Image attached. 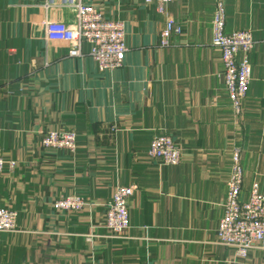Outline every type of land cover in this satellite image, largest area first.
<instances>
[{
  "label": "crops",
  "instance_id": "0c3cea01",
  "mask_svg": "<svg viewBox=\"0 0 264 264\" xmlns=\"http://www.w3.org/2000/svg\"><path fill=\"white\" fill-rule=\"evenodd\" d=\"M125 24L123 66L100 71L83 44L69 56L60 31L74 8L50 0H0V156L17 163L0 175V208L18 214L17 231L0 233V264H264L219 244L217 231L241 151V201L254 182L264 194V0H227L226 31L250 30L249 93L236 113L212 45L214 0H82ZM182 28L161 47L167 20ZM49 131L77 134V151L48 150ZM167 134L182 153L176 167L148 156ZM133 187L131 227L111 237L105 215L118 187ZM80 196V213L54 210ZM91 236V239H89Z\"/></svg>",
  "mask_w": 264,
  "mask_h": 264
},
{
  "label": "built area",
  "instance_id": "2783aa9c",
  "mask_svg": "<svg viewBox=\"0 0 264 264\" xmlns=\"http://www.w3.org/2000/svg\"><path fill=\"white\" fill-rule=\"evenodd\" d=\"M175 0H159L158 11L165 13V6ZM151 3L152 0H147ZM215 15L212 22V45L220 50L224 67V83L236 113L240 114L252 81L251 54L255 47L250 30L226 31L227 0H214ZM56 4V0H50ZM59 6L71 7L76 12V22L66 26L47 27L48 37L52 32L60 31V39L70 45L69 56L82 57L83 44L90 47V56L100 71H112L123 66L126 52L125 24L119 20L107 19L92 5L82 0H59ZM182 28L174 20H167L162 32L161 47L171 46L173 34L180 35ZM41 147L75 154L77 134L72 131H49L41 136ZM148 156L163 167H176L180 164L182 153L173 138L167 134L156 136L148 149ZM17 163L0 156V175L13 170ZM244 184L241 151L232 155L231 175L228 181V193L224 204L225 214L217 231L221 245L234 248L236 256L247 259L254 249L264 251V194L260 185L254 182L249 199L242 202L240 197ZM134 195L133 187L120 186L116 189L112 202L107 209L104 227L111 237L123 238L131 227L129 201ZM87 202L80 196L62 197L54 203L56 212L80 213ZM18 214L8 208H0V233L17 231ZM91 239V236H89Z\"/></svg>",
  "mask_w": 264,
  "mask_h": 264
}]
</instances>
